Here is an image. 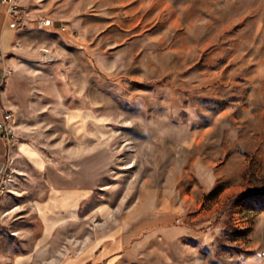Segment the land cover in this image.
Wrapping results in <instances>:
<instances>
[{"label":"rangeland","instance_id":"374dc122","mask_svg":"<svg viewBox=\"0 0 264 264\" xmlns=\"http://www.w3.org/2000/svg\"><path fill=\"white\" fill-rule=\"evenodd\" d=\"M56 19L69 32L36 33L15 71L17 142L47 167L7 164L0 264H60L115 229L127 264H264V0H67ZM79 111L103 125L101 174L44 246Z\"/></svg>","mask_w":264,"mask_h":264},{"label":"crops","instance_id":"0c3cea01","mask_svg":"<svg viewBox=\"0 0 264 264\" xmlns=\"http://www.w3.org/2000/svg\"><path fill=\"white\" fill-rule=\"evenodd\" d=\"M66 3L67 0H20V7L26 13L28 23L26 29L18 28L14 19L7 14L6 8L0 5V48L10 56V63L15 71L31 69L26 66V62L22 58L24 52L34 44L31 41L32 36L36 33L50 35L53 32L38 30L33 20L48 16L62 18V8ZM40 46L48 45L41 44ZM46 56L49 58L48 55ZM18 75V73H14L0 89V122L3 119L4 111H9L14 115L16 112L18 113V108L15 105V100L20 93ZM69 122L71 124L70 135L75 142L74 151L77 157L74 160L77 170L75 176L71 177L74 180H70L67 185H54L44 202L45 206L41 213L45 225L44 241L42 242L44 246L50 244L51 237L63 224L83 218L85 202L92 196L96 182L100 177L96 165L97 163L99 166L101 165L102 150L94 147L93 144L102 133L101 120L90 113L79 111L70 116ZM89 144L92 145L88 147ZM106 154L105 152L104 155ZM86 156H93L92 159L87 160L93 161L94 165L87 180H85ZM11 162L19 165L24 163L38 170H44L47 167V162L31 145L19 141L14 146H10L3 139L0 131V175L7 164ZM130 241L125 232L115 229L90 243L80 253L66 257L60 264H127V245ZM33 257L19 259L15 264H31L33 260L35 261Z\"/></svg>","mask_w":264,"mask_h":264},{"label":"built area","instance_id":"2783aa9c","mask_svg":"<svg viewBox=\"0 0 264 264\" xmlns=\"http://www.w3.org/2000/svg\"><path fill=\"white\" fill-rule=\"evenodd\" d=\"M0 5L6 8L7 14L14 19L18 28L20 26H27L26 13L20 7V0H0ZM59 20L53 17H40L33 20L38 30H51L58 33L69 32L67 27L59 25ZM72 35H76V31H73ZM15 73V68L10 63V56L5 54L0 48V89L6 84L8 79ZM0 131L4 140H6L10 146H14L18 141L16 132V119L13 113L9 111L3 112V119L0 122ZM9 172V168L6 166L0 175V185L5 189L6 173Z\"/></svg>","mask_w":264,"mask_h":264},{"label":"bare ground","instance_id":"6f19581e","mask_svg":"<svg viewBox=\"0 0 264 264\" xmlns=\"http://www.w3.org/2000/svg\"><path fill=\"white\" fill-rule=\"evenodd\" d=\"M21 28H27V26H20ZM11 180H10V178L8 177V173H6V183H5V186H7V185H10V182Z\"/></svg>","mask_w":264,"mask_h":264},{"label":"trees","instance_id":"16d2710c","mask_svg":"<svg viewBox=\"0 0 264 264\" xmlns=\"http://www.w3.org/2000/svg\"><path fill=\"white\" fill-rule=\"evenodd\" d=\"M242 197L238 198V201L241 199Z\"/></svg>","mask_w":264,"mask_h":264}]
</instances>
